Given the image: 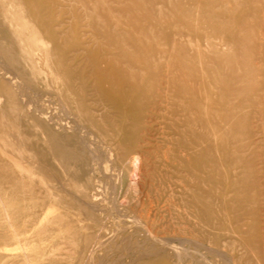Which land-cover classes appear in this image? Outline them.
I'll list each match as a JSON object with an SVG mask.
<instances>
[{
    "label": "rangeland",
    "instance_id": "374dc122",
    "mask_svg": "<svg viewBox=\"0 0 264 264\" xmlns=\"http://www.w3.org/2000/svg\"><path fill=\"white\" fill-rule=\"evenodd\" d=\"M28 2L0 0V264L72 263L97 238L135 246L147 229L183 264H264V0H228L247 27L226 15L221 36L206 26L219 0ZM181 50L185 83L209 95L197 112L168 83ZM94 54L141 79L132 147L116 144L122 118L90 77Z\"/></svg>",
    "mask_w": 264,
    "mask_h": 264
},
{
    "label": "bare ground",
    "instance_id": "6f19581e",
    "mask_svg": "<svg viewBox=\"0 0 264 264\" xmlns=\"http://www.w3.org/2000/svg\"><path fill=\"white\" fill-rule=\"evenodd\" d=\"M24 1L26 3L25 5L26 10L30 12L28 0H24ZM227 3H228V0H219V6L223 5L224 8L221 7L217 11H210L208 16H206V20H207L206 26L208 25L209 26L208 28H210L209 29L210 33L214 35L216 34V36H219V35L221 36L222 34H224L225 31H228L229 26L222 19L226 15L231 18L233 16V21H234L233 23L236 24L238 31L241 30L243 32L244 29L247 27L241 18H236L231 12V10H229V8L226 7ZM33 18H35V16H33ZM152 21H153V18L150 22ZM154 23H155L154 26L156 28L158 23L156 22ZM186 27L187 29H190L189 23L187 21H186ZM142 31H144L143 28H142ZM232 35H233L232 37L233 39L230 40L231 42L229 43L230 45L236 44L237 46H239V43L241 44V40L245 41L246 36L244 37L243 34H242L243 36H240V39H239V36H237L238 34H236V36H235V33ZM210 36H213V35L210 34L209 37ZM223 46H227V43L224 42ZM145 52L146 54L149 53L148 50L144 51V53ZM175 55H176V63L174 66H176L177 68L176 70L177 73H172V75L169 76L168 83L172 84L174 88L176 87L175 91L176 93H178V96L180 97V99L184 98L185 93L187 94L190 93L192 95V99H188V101H186V105L183 106V109L197 112L199 108L201 109L200 107L201 105H199L201 101L203 102L205 101L206 103V100H208L209 95L205 94L203 91L201 92L200 89H197L198 96L196 97L194 89H192V87H189L187 83H185L188 80H191V79L193 80V71L195 70L193 67L187 64L188 60H191L193 57L189 56L188 53L183 52V50H181L180 52H177V54ZM197 57H199V55H197ZM208 58L214 61V65L216 66V69L210 70L209 68H207V71L210 73L213 72L217 76L216 71L221 70V68L223 67V60H224L223 54L219 53L218 56L211 55ZM120 63L121 61L114 60L111 57H108V56L103 57V56L94 54L90 57V77L95 81L96 90L102 96L103 100H105L109 105H111V107H113L122 118L121 125L117 129V133H116L118 137V139L116 140V144L118 146L129 148V147L134 146V143L132 142L131 139L136 137V133L138 130V126H137V121L139 119L138 110L145 105V101L147 100V98H146V92L143 88V85H141L142 84L141 79L137 78V75L134 73H131V74L128 73L121 66ZM143 64H144L143 68H147L148 63L143 62ZM245 65H248V64L245 63ZM172 66L173 64H169L168 69L171 68ZM229 69H230L231 74L226 76L225 79L227 82H230V81L235 82L236 78H238L237 73H236L237 70H234L232 66H229ZM254 73L256 74V71H255V68L252 66L248 74H251V76H255ZM226 81L224 80V83ZM250 88L255 89L256 86L255 85L253 87L250 86ZM21 90L24 91L23 89H20V91ZM223 91H226L227 93L228 89L223 90ZM222 96H224V94ZM206 107H207V103H206ZM192 122L193 121H189V119L185 120V124L187 126ZM194 122H197L201 126V128H204L202 130V132L204 133L206 129V125L208 123V119L203 114L202 115L200 114L198 115V117H196V119H194ZM232 125L229 124V127L232 128ZM213 128L215 131L219 129L218 122L216 123V126H214ZM106 153L108 154V151H106ZM94 196L96 197V194H94ZM147 230L143 231L145 234L144 241L141 243H137L135 246H131L128 243L126 244L122 242L120 243L112 242V240L110 242H107L109 241L107 239H104V240L102 239V241L98 242L99 238H97L98 240L94 243V245L90 247V249L88 250V254L85 255V257L81 256L80 258L76 259L72 263H68L69 260H67L66 257H61V258L62 260L67 261L64 264H76V263H81V264L82 263L83 264H158L160 258L167 257V258H171L176 264H183V262L179 261V256H178V252L176 249H172V251L168 250L166 247H164V246H167V245H164L165 240H161L159 239V237L157 239V237H154V235L153 237L149 236L150 232ZM24 260L26 262H29L30 259L28 258V256L25 255ZM52 264H55V262Z\"/></svg>",
    "mask_w": 264,
    "mask_h": 264
}]
</instances>
